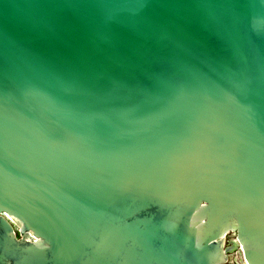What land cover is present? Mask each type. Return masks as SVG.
Here are the masks:
<instances>
[{
    "label": "water",
    "instance_id": "95a60500",
    "mask_svg": "<svg viewBox=\"0 0 264 264\" xmlns=\"http://www.w3.org/2000/svg\"><path fill=\"white\" fill-rule=\"evenodd\" d=\"M0 264H264V0H0Z\"/></svg>",
    "mask_w": 264,
    "mask_h": 264
}]
</instances>
